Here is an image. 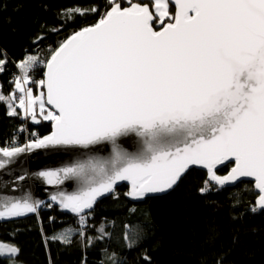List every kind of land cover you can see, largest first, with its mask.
Instances as JSON below:
<instances>
[{
	"label": "snow or ice",
	"instance_id": "obj_1",
	"mask_svg": "<svg viewBox=\"0 0 264 264\" xmlns=\"http://www.w3.org/2000/svg\"><path fill=\"white\" fill-rule=\"evenodd\" d=\"M89 13L100 10L64 15ZM40 63L46 71L36 81L30 73ZM17 67L13 90L5 95L0 85V102L8 115L50 121L52 130L33 133L24 147H0V168L4 158L27 150L111 146L106 157L86 155L38 174L50 185L77 181V192L51 199L82 225L97 197L114 192L118 182H129L126 195L142 199L172 189L193 165L207 170L202 194L210 182L254 178L264 210V0H107L97 22L65 38L46 61L28 55ZM129 136L139 138L134 151L121 143ZM225 161L234 167L220 176L217 166ZM40 203L3 198L0 219L36 213ZM124 228L132 248L139 234ZM99 231L101 240L109 235L103 226ZM53 239L68 242L67 232ZM18 254L0 241V257ZM110 259L122 264L115 253Z\"/></svg>",
	"mask_w": 264,
	"mask_h": 264
},
{
	"label": "trees",
	"instance_id": "obj_2",
	"mask_svg": "<svg viewBox=\"0 0 264 264\" xmlns=\"http://www.w3.org/2000/svg\"><path fill=\"white\" fill-rule=\"evenodd\" d=\"M106 4L107 0H0V60L5 61L0 85L4 94L13 90L12 81L21 75L20 61L30 54L46 61L65 38L95 24ZM93 6L100 14L64 15L68 9ZM43 74V63L30 73L33 80ZM8 111L0 102L2 147L22 142L25 127L28 135L41 137L51 131L50 121L37 124L22 115L10 116ZM230 167L219 173L225 174ZM206 180L204 170L192 168L168 194L142 202L129 200L127 187L122 186L97 203L87 214L86 225L55 204L27 218L0 223V241L19 248L17 256L0 257V264H112L113 253L122 264H149L145 255L150 264H264V210L256 206L253 182L234 187L210 182V190L202 194ZM125 225L130 235L139 234L132 248L125 244ZM101 226L109 233L102 240ZM68 228L74 231L67 236L68 242L53 239Z\"/></svg>",
	"mask_w": 264,
	"mask_h": 264
},
{
	"label": "water",
	"instance_id": "obj_3",
	"mask_svg": "<svg viewBox=\"0 0 264 264\" xmlns=\"http://www.w3.org/2000/svg\"><path fill=\"white\" fill-rule=\"evenodd\" d=\"M45 71L46 69L44 67V72ZM50 132L48 134H50ZM48 134L44 136H47ZM138 139L139 138L135 136L123 137L121 138V143L129 151H134L135 150L134 142L138 141ZM25 145L26 144L20 147H24ZM0 147L2 146L0 145ZM110 152H111L110 144L103 143L100 145L92 146L91 150L84 148H67V147L55 149V150L33 149L19 153L11 158H4L8 162L5 164L4 168H0V200H2L3 198H12V197L21 198L24 196H29L32 200L41 202L39 204L37 212H39V210H41L47 204H55L56 206L60 207L58 201H52L51 197L53 195H58L61 192L65 194L77 192L79 190V184L77 183V181L74 179H70V180H65L64 183L60 185H50L46 182V180L43 177L39 176L38 174L41 171L54 170L57 168L64 167L66 165H70L73 162H75L77 159L85 158L86 155H97V156L106 157L110 154ZM228 165H231L230 169L234 167V164L230 161H225L223 165H218L217 174L220 176L227 175L230 169L225 174H220L219 171ZM192 168L204 170L207 173V170L204 167L199 165H193L190 166L189 169L182 175L181 179ZM21 176L24 177L23 180L19 179V177ZM180 180L172 189L168 190L165 193L149 194L148 196L142 199H136L128 195H126V197L132 202H142L149 197L163 196L168 194L170 191H172L179 184ZM243 181H251L255 185L254 178H240L236 182L225 186H219L215 184V182H211V183L218 187H234ZM122 186L127 187L126 194L130 191V183L127 181H120L115 186L114 192L105 193L102 196L97 197L96 203L94 204L93 208H95L98 202H100L106 197L113 195L117 191V189ZM256 191L258 193L257 189ZM256 202H257V198H256ZM256 206L258 209H260L257 203ZM60 208L63 209L62 207ZM63 210L68 212L74 217H79V215L72 213L70 210L67 209H63ZM36 213H27L21 217H15L10 219H0V223L9 222L18 219H24Z\"/></svg>",
	"mask_w": 264,
	"mask_h": 264
},
{
	"label": "rangeland",
	"instance_id": "obj_4",
	"mask_svg": "<svg viewBox=\"0 0 264 264\" xmlns=\"http://www.w3.org/2000/svg\"><path fill=\"white\" fill-rule=\"evenodd\" d=\"M31 55V54H30ZM44 78V75H43V77L42 78H39V77H37V79H34V80H36V81H38V80H40V79H43ZM29 86H31V84H29ZM34 91H37V89L34 87ZM5 95H7V94H5ZM32 122H34V121H32ZM24 133L25 134H27V132H26V127L24 128ZM37 134V133H36ZM38 135V134H37ZM39 136V135H38ZM39 137H41V136H39ZM34 138H36V137H34L33 136V133H30L29 134V140L31 141L32 139H34ZM26 142H27V140H26V138H24V140L22 141V142H19L18 143V145L17 146H8V147H20V146H22V145H24V144H26ZM67 232V236H70L74 231H73V229H71V228H68V229H66L65 230V232L64 233H66ZM63 233V234H64ZM9 244V243H8ZM16 264H22V263H16Z\"/></svg>",
	"mask_w": 264,
	"mask_h": 264
},
{
	"label": "built area",
	"instance_id": "obj_5",
	"mask_svg": "<svg viewBox=\"0 0 264 264\" xmlns=\"http://www.w3.org/2000/svg\"><path fill=\"white\" fill-rule=\"evenodd\" d=\"M26 132H27V134H25V135H26V140H27L26 144H27V143L30 142V140H29V135H28V131H27V129H26ZM37 134H38V133H37ZM38 135H39V134H38ZM39 136H40V135H39ZM18 143H19V142H16V144H14V146H17Z\"/></svg>",
	"mask_w": 264,
	"mask_h": 264
}]
</instances>
